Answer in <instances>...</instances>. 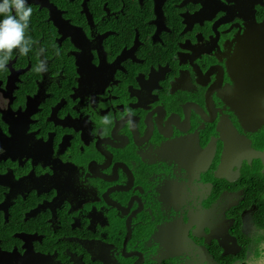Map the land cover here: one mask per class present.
I'll list each match as a JSON object with an SVG mask.
<instances>
[{"label":"flooded vegetation","instance_id":"flooded-vegetation-1","mask_svg":"<svg viewBox=\"0 0 264 264\" xmlns=\"http://www.w3.org/2000/svg\"><path fill=\"white\" fill-rule=\"evenodd\" d=\"M28 4L33 47L0 71V264L257 255L264 0Z\"/></svg>","mask_w":264,"mask_h":264},{"label":"clouds","instance_id":"clouds-1","mask_svg":"<svg viewBox=\"0 0 264 264\" xmlns=\"http://www.w3.org/2000/svg\"><path fill=\"white\" fill-rule=\"evenodd\" d=\"M32 13L33 8L28 4V0H0V71L7 69L13 55L26 56L32 49V38L26 35ZM44 51V48H40L37 55H42ZM56 54H60L59 49ZM45 63L44 60H40L35 71L46 72ZM110 122L108 117L103 120L104 124ZM258 249V254L246 261V264H261L264 261V243L258 245Z\"/></svg>","mask_w":264,"mask_h":264}]
</instances>
